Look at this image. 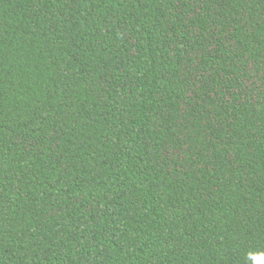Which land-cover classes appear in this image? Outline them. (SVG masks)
<instances>
[{"label": "trees", "instance_id": "16d2710c", "mask_svg": "<svg viewBox=\"0 0 264 264\" xmlns=\"http://www.w3.org/2000/svg\"><path fill=\"white\" fill-rule=\"evenodd\" d=\"M262 261L264 0H0V264Z\"/></svg>", "mask_w": 264, "mask_h": 264}, {"label": "clouds", "instance_id": "9594fccd", "mask_svg": "<svg viewBox=\"0 0 264 264\" xmlns=\"http://www.w3.org/2000/svg\"><path fill=\"white\" fill-rule=\"evenodd\" d=\"M252 258H253L254 260H259V259H261L259 256H253ZM261 264H264V261H262Z\"/></svg>", "mask_w": 264, "mask_h": 264}]
</instances>
